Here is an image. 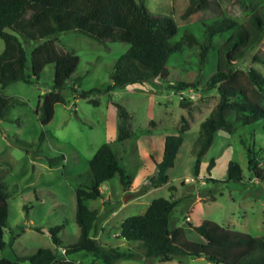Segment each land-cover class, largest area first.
Here are the masks:
<instances>
[{"label":"rangeland","instance_id":"rangeland-1","mask_svg":"<svg viewBox=\"0 0 264 264\" xmlns=\"http://www.w3.org/2000/svg\"><path fill=\"white\" fill-rule=\"evenodd\" d=\"M212 2L210 10L201 17L206 23L207 18L219 17L222 13L238 19L242 17L236 0ZM143 4L151 14L171 16L176 21L179 29L174 40L184 32L201 39L200 17L187 22L180 19L187 0H144ZM226 37L227 33L215 36L214 44L221 45ZM55 38L59 47L79 57V63L70 83L62 91L65 102L55 105L52 120L42 127L35 108L39 97L53 84V64L43 68L35 83L19 81L3 90L5 96L18 99L19 103L0 121V185L8 202L4 231L6 247L0 250V258L15 261L34 254L38 248L58 249L49 233L55 226H62L58 233L61 247L78 240L75 190L84 183L78 175L88 173L89 160L101 145L108 143L120 158L129 184L123 189L116 174L102 184L101 198L84 202L89 209L99 211V221L92 236L98 238L96 240L102 246L136 251L138 243L118 236L120 223L128 216L143 213L145 205L156 198L177 201L170 214L169 226L171 229L183 227L185 239L190 242H204L193 228L203 220L254 237L264 235V181L256 179L249 170L247 157L248 149H251L264 169V119L251 125H237L231 133L217 131L211 146L200 159L197 175L194 173L192 150L199 136V126L218 101L216 90L202 88V83L215 70L214 50L201 62L199 47H185L181 54L170 55L167 62L170 75L166 81L155 79L108 92L106 88L110 84L113 65L129 44L99 43L75 32L62 33ZM39 43L23 44L29 66L31 50ZM3 47L0 39V53ZM263 53L264 39L248 58L235 64L236 68L253 67L264 73V68L252 60L253 55ZM179 80L192 85L178 89ZM88 91L92 92L87 98L79 97L81 92ZM181 100L186 103L185 107L180 106ZM116 104L123 106L131 116L132 137L123 143L115 141ZM181 117L188 119L189 128L183 134V144L174 166L167 171L168 182L146 190V182L155 171L149 156H162L164 138L177 132ZM43 130L45 139L38 146ZM20 141L32 144L28 152L19 145ZM59 155H63L64 160L49 167L46 158ZM230 161L240 165L241 182L227 181ZM169 187H174V191ZM126 196L129 199L123 202ZM124 203L128 204L122 207ZM115 210L117 214L111 218ZM75 257L80 264H102L80 253ZM20 264L29 263L25 260ZM115 264L215 263L204 258L183 257L170 261L159 258L120 260Z\"/></svg>","mask_w":264,"mask_h":264},{"label":"trees","instance_id":"trees-1","mask_svg":"<svg viewBox=\"0 0 264 264\" xmlns=\"http://www.w3.org/2000/svg\"><path fill=\"white\" fill-rule=\"evenodd\" d=\"M236 1L242 12L240 19L222 13L219 17L207 18L206 23L201 17L210 10L212 0H187L180 19L187 22L200 17L202 37L199 39L190 32H184L174 40L179 29L176 21L171 16L151 14L143 4L144 0H0V39L4 45L0 53V121L5 119L11 107L19 103L18 99L5 96L3 90L19 81L35 83L49 64L54 65L53 84L39 97L35 108L40 125L45 127L53 118L55 105L65 102L62 91L70 83L79 57L56 44L55 37L62 33H80L99 43L129 44L113 65L110 84L106 88L108 92L155 79L166 81L170 75L167 67L170 55L181 54L185 47H199L201 62L214 50L215 70L202 83V88L216 90L218 101L209 116L200 123L199 136L192 150L194 173L197 175L200 159L211 146L217 131L231 133L237 125H251L264 119V73L253 67L238 69L235 65L248 58L264 39V0ZM226 33L221 45L214 44L215 36ZM38 42L41 43L31 50L29 66L23 44ZM252 60L264 68V53L253 55ZM177 83L178 89L192 85L183 80ZM91 92H81L79 97L87 98ZM93 103L97 105L96 101ZM180 106L185 107L186 103L181 100ZM115 107L118 116L115 141L123 143L132 137L131 116L123 106L116 104ZM188 128V119L181 117L177 132L165 136L162 156L151 157L155 171L146 182V190L168 182L167 171L174 166L177 152L183 144V134ZM44 139L43 130L37 145L40 146ZM19 145L27 152L32 147V144L22 141ZM247 157L249 170L256 179L264 181V169L251 149H248ZM63 160V155L46 158L49 167ZM116 174L126 189L129 176L108 143L101 145L89 160L88 173L78 175L84 180L75 190L79 237L76 242L64 246L73 258L71 261H66L59 253L62 243L58 233L62 226H55L49 233L58 249L38 248L34 254L15 261L0 258V264H20L25 260L29 264H79L74 261L78 253L102 264L150 258L170 261L183 257L204 258L215 264H264V235L254 237L214 221L203 220L193 228L204 242H190L185 239L183 227L170 228V214L177 201L165 198L153 199L144 213L121 221L118 236L138 243L136 251L102 246L92 236L99 221V211L89 209L84 202L101 198V185ZM227 181H242V169L237 162L228 163ZM174 189L169 187L171 191ZM7 217V194L0 185V250L6 247L4 231Z\"/></svg>","mask_w":264,"mask_h":264},{"label":"built area","instance_id":"built-area-1","mask_svg":"<svg viewBox=\"0 0 264 264\" xmlns=\"http://www.w3.org/2000/svg\"><path fill=\"white\" fill-rule=\"evenodd\" d=\"M186 220H189V218L187 217ZM59 253H60L61 257H62L63 259H65L66 261H71V260L73 259L71 256H69V255L67 254V252H66V248H65V247H59ZM74 261H75L76 263H79V264H80V262H79L80 260H78V259H74Z\"/></svg>","mask_w":264,"mask_h":264},{"label":"crops","instance_id":"crops-1","mask_svg":"<svg viewBox=\"0 0 264 264\" xmlns=\"http://www.w3.org/2000/svg\"><path fill=\"white\" fill-rule=\"evenodd\" d=\"M177 154H178V152H177ZM176 156H177V155H176ZM149 157H150V159H151V156H149ZM151 161H152V160H151ZM152 164L154 165L153 162H152ZM153 168H154V170H155V165H154ZM144 178H145V177H144ZM146 179H147V176H146ZM101 186H102V185H101ZM100 190H101V194H102V196H103V190H102V187H100ZM141 197H142V196H140L139 199H140ZM127 204H128V203H124V205H123L122 207H125ZM148 205H149V203L145 205V207H144V209H143V213L146 211ZM116 214H117V210L113 211V212L111 213L110 217L112 218V217L116 216ZM141 214H142V213H141ZM96 239H98V238H96Z\"/></svg>","mask_w":264,"mask_h":264},{"label":"water","instance_id":"water-1","mask_svg":"<svg viewBox=\"0 0 264 264\" xmlns=\"http://www.w3.org/2000/svg\"><path fill=\"white\" fill-rule=\"evenodd\" d=\"M128 199H129V196H126V197L123 199V202H127Z\"/></svg>","mask_w":264,"mask_h":264}]
</instances>
